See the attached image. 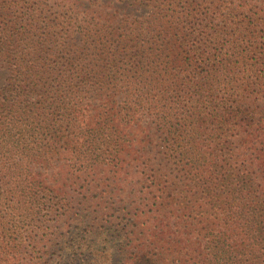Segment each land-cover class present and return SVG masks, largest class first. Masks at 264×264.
Segmentation results:
<instances>
[{
    "label": "trees",
    "instance_id": "obj_1",
    "mask_svg": "<svg viewBox=\"0 0 264 264\" xmlns=\"http://www.w3.org/2000/svg\"><path fill=\"white\" fill-rule=\"evenodd\" d=\"M54 10L48 0H0V236L10 253L20 254L40 205L34 164L67 152L95 195V181L119 180L138 151L139 133L127 129L144 112L154 124L144 139L163 136L169 154L148 176L142 237L118 248L124 264H264L263 36L222 44L227 24L206 0H74ZM99 212L75 216L83 224ZM171 220L177 230L167 231ZM105 241L74 243L63 264H108Z\"/></svg>",
    "mask_w": 264,
    "mask_h": 264
},
{
    "label": "rangeland",
    "instance_id": "obj_2",
    "mask_svg": "<svg viewBox=\"0 0 264 264\" xmlns=\"http://www.w3.org/2000/svg\"><path fill=\"white\" fill-rule=\"evenodd\" d=\"M48 1L55 7L54 11L62 13L74 0ZM206 1L216 8L213 11L215 23L222 28L227 24L220 40L222 44L241 37L249 40L254 29L258 37L264 38V0ZM148 13L149 10H145L137 15L146 16ZM223 53H226L225 49ZM230 55H235L233 49ZM6 76L5 68H0V87ZM181 99V104H185L184 98ZM259 102L264 105V94L260 95ZM136 119L131 123L132 128L127 130L139 133L135 141L138 151L131 156L132 160L127 158L129 164L120 168L119 180L108 178L95 181L102 186L95 195L88 192L93 183L89 184L84 177H75L71 156L67 152L52 154L46 162L34 164L32 172L42 182L37 186L40 205L36 207L32 225L24 227L30 231L23 238L19 255L14 257L7 247L8 239L0 236V264H29V257L35 262L42 259L45 264H63L71 262L72 249L77 246L74 243L87 240L95 250L104 239V245L111 250L108 264H124V258L118 256V248L124 246L130 252L137 243L134 239L142 237L139 232H143L149 224L148 209L152 202L148 176L168 159L169 154L163 136L156 134L146 140L143 137L142 129L154 127L153 119L144 112ZM95 206L103 213L99 212L94 217L83 214L84 223L80 224L75 214L83 208L92 207L95 210ZM172 221L169 222L170 229L165 226L167 223H163L167 231L177 230ZM67 247L70 249L66 250ZM77 252L84 260H91L92 250L82 247Z\"/></svg>",
    "mask_w": 264,
    "mask_h": 264
}]
</instances>
